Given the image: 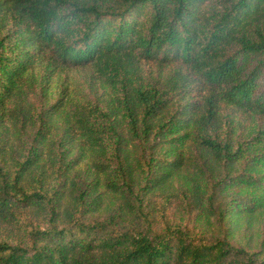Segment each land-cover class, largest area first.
Segmentation results:
<instances>
[{
  "label": "trees",
  "instance_id": "1",
  "mask_svg": "<svg viewBox=\"0 0 264 264\" xmlns=\"http://www.w3.org/2000/svg\"><path fill=\"white\" fill-rule=\"evenodd\" d=\"M0 264H264V0H0Z\"/></svg>",
  "mask_w": 264,
  "mask_h": 264
},
{
  "label": "rangeland",
  "instance_id": "2",
  "mask_svg": "<svg viewBox=\"0 0 264 264\" xmlns=\"http://www.w3.org/2000/svg\"><path fill=\"white\" fill-rule=\"evenodd\" d=\"M149 70V68H147ZM65 81H68L70 85V89L82 90L83 93L88 96H94L95 94H101L102 89L98 87L97 84L92 82L91 73L88 70H76L72 73H69L68 76L62 75ZM228 112L229 109L227 108ZM232 117L238 124L242 126L248 125L252 122V117L248 114H243L240 112H233ZM239 132H237L238 134ZM262 230V221L261 218L255 219L250 223H244L242 227V232L245 234L244 239L236 240L237 246L246 245L248 243L252 248L256 247L257 239Z\"/></svg>",
  "mask_w": 264,
  "mask_h": 264
}]
</instances>
